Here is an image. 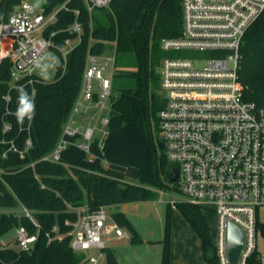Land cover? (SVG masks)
<instances>
[{
  "label": "trees",
  "instance_id": "obj_1",
  "mask_svg": "<svg viewBox=\"0 0 264 264\" xmlns=\"http://www.w3.org/2000/svg\"><path fill=\"white\" fill-rule=\"evenodd\" d=\"M21 1L0 0V21L6 20ZM182 1L110 0L109 6L95 7L92 13L84 0L42 1L48 11L66 2L68 9L58 12L52 26L61 38L70 35L66 29L75 20L82 24L83 33L68 57L65 71L51 78L33 83L25 78L17 84L22 86L20 89L11 83L10 60L5 58L0 66V210L25 205L34 211L41 225L38 241L30 251L0 243V264H81L83 257L72 249L69 238L48 241L47 233L54 225L65 232V221L76 218L69 205L86 204L95 210L99 206L152 200L158 195L157 189L170 188V172L179 166L157 147L158 113L163 106L158 94V66L166 54L160 48L161 40L182 34ZM113 51L117 70L112 80L109 132L103 146L96 138L91 145L92 158L71 145L62 153L60 162L41 160L56 144L71 114L81 91L88 55ZM130 54L135 60L134 70L121 64L123 57ZM119 78L132 83L118 86ZM239 79L246 87L245 99L264 107V11L244 36ZM21 90L35 104L32 118L25 117L22 123L15 115ZM152 93H157L156 98ZM29 137L32 146L22 158L19 151L25 150ZM12 144L19 151L10 149ZM176 207L199 236L205 261L219 264L201 207L187 202H178ZM112 216L131 234L132 243L144 242L126 213L119 211ZM172 218L173 206L169 203L161 264H179L174 260ZM20 225L32 233L37 230L18 212L3 211L0 242ZM257 228L264 235V223L258 220ZM104 252L107 264H120L114 250L108 247ZM260 261L257 250L248 264Z\"/></svg>",
  "mask_w": 264,
  "mask_h": 264
},
{
  "label": "built area",
  "instance_id": "obj_2",
  "mask_svg": "<svg viewBox=\"0 0 264 264\" xmlns=\"http://www.w3.org/2000/svg\"><path fill=\"white\" fill-rule=\"evenodd\" d=\"M84 1L90 13L110 3ZM182 8V34L161 40L160 48L172 54L164 56L158 66V94L163 102L158 113L159 138L168 160L180 170L177 182L182 198L170 200V204L187 202L215 211L218 232L213 244L219 264H231L229 224L240 227L245 232V244L237 264H248L257 251L258 212L264 207V107L245 99L246 87L239 79V70L244 36L264 11V0H183ZM62 9H68L66 2L48 11L43 4L22 0L6 20L0 21V66L5 58L10 60L12 84L18 86L25 78L33 83L45 79L44 72L52 71L56 76L65 71L70 53L82 38L83 26L75 20L66 29L70 35L61 38L52 26ZM111 63L115 66L114 51L88 55L71 114L56 144L41 160L60 162L71 145L92 158L91 145L96 138L103 146L109 132L113 80V75L106 77L105 72ZM95 81L100 91L94 90ZM93 111L98 117H89ZM31 146L29 137L25 150L19 151L14 144L10 149L24 158ZM18 208L0 210V214L18 211L32 222L36 232L20 225L14 241L17 249L30 251L38 241L41 225L32 209L22 204ZM69 208L76 218L65 221V232L54 225L47 233L49 242L69 238L77 252L105 250L110 240L131 239L107 206L95 210L86 204ZM0 243L11 247L2 240ZM258 264H264L262 258Z\"/></svg>",
  "mask_w": 264,
  "mask_h": 264
},
{
  "label": "rangeland",
  "instance_id": "obj_3",
  "mask_svg": "<svg viewBox=\"0 0 264 264\" xmlns=\"http://www.w3.org/2000/svg\"><path fill=\"white\" fill-rule=\"evenodd\" d=\"M43 0L36 1L37 5L42 4ZM167 55H171L172 52H166ZM111 54V53H108ZM107 54V55H108ZM131 55V54H130ZM184 56L191 55L184 53ZM193 55V54H192ZM163 56V57H164ZM133 56H124L121 62L122 66H127L131 70L135 69V60ZM117 70L116 62L115 66L111 63L105 72L106 77H110L111 74ZM54 72H44V78H51L54 76ZM113 78V77H112ZM118 86H124L131 84L132 81L126 78H119L116 80ZM94 90L100 91V86L97 81L94 82ZM98 117L96 111L91 112V117ZM164 152V151H162ZM171 162V161H170ZM174 164V162H171ZM180 183L170 182V188L163 190L157 189L158 195L152 200H143L135 202H127L121 204H112L107 206V211L111 214L115 212H124L133 222L139 235L144 240L143 243H132L131 239L124 240H110L108 241V247L117 251L120 264H161L162 256V243L161 240L165 234L166 212L167 205L170 200L179 201L182 195L179 192ZM171 193L172 195H170ZM19 210V208H16ZM18 212V211H17ZM206 218V222L209 227L211 240L215 242L218 232V219L215 211L206 209L203 210ZM259 221L264 223V207H261L258 212ZM173 221H172V233L174 248H176L178 256L186 253V242L191 237V232L198 236L196 231L186 220L181 211L173 206ZM191 229V230H190ZM16 237V228L9 231L2 237V242L10 244L11 247L17 248L14 243ZM257 250L264 262V235L258 232L257 234ZM77 253L83 257L81 264H107L104 250L91 249L88 251H77ZM91 258H94L91 261Z\"/></svg>",
  "mask_w": 264,
  "mask_h": 264
},
{
  "label": "water",
  "instance_id": "obj_4",
  "mask_svg": "<svg viewBox=\"0 0 264 264\" xmlns=\"http://www.w3.org/2000/svg\"><path fill=\"white\" fill-rule=\"evenodd\" d=\"M157 93H152V98H156ZM157 147L164 151V142L158 137ZM170 182L174 183L180 180V170L174 167L169 175ZM245 244V232L237 225L230 223L228 228V254L231 264H237L241 251Z\"/></svg>",
  "mask_w": 264,
  "mask_h": 264
},
{
  "label": "crops",
  "instance_id": "obj_5",
  "mask_svg": "<svg viewBox=\"0 0 264 264\" xmlns=\"http://www.w3.org/2000/svg\"><path fill=\"white\" fill-rule=\"evenodd\" d=\"M185 244H186V253L184 255L178 256L177 250L176 248H174V243H173L175 262L179 264H209L207 261H205L203 257L202 243L199 236H196L193 234V232H191V237ZM114 252L118 258L117 251L114 250Z\"/></svg>",
  "mask_w": 264,
  "mask_h": 264
},
{
  "label": "clouds",
  "instance_id": "obj_6",
  "mask_svg": "<svg viewBox=\"0 0 264 264\" xmlns=\"http://www.w3.org/2000/svg\"><path fill=\"white\" fill-rule=\"evenodd\" d=\"M34 113V101L29 97V95L25 91L21 90L19 95V106L15 113L18 122L22 123L25 117H28L30 119L34 115Z\"/></svg>",
  "mask_w": 264,
  "mask_h": 264
}]
</instances>
